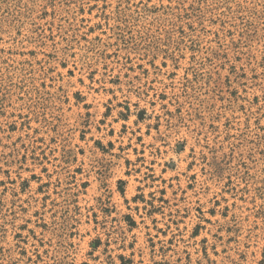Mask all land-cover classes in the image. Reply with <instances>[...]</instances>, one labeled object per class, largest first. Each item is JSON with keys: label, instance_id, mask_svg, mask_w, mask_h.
<instances>
[{"label": "rangeland", "instance_id": "374dc122", "mask_svg": "<svg viewBox=\"0 0 264 264\" xmlns=\"http://www.w3.org/2000/svg\"><path fill=\"white\" fill-rule=\"evenodd\" d=\"M0 264H264V0H0Z\"/></svg>", "mask_w": 264, "mask_h": 264}]
</instances>
